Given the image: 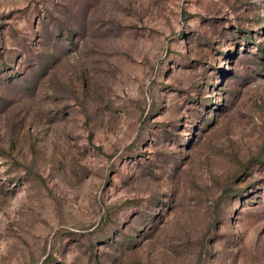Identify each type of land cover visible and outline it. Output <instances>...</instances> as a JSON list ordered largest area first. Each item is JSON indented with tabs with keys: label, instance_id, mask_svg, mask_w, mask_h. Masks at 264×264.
Masks as SVG:
<instances>
[{
	"label": "rangeland",
	"instance_id": "obj_1",
	"mask_svg": "<svg viewBox=\"0 0 264 264\" xmlns=\"http://www.w3.org/2000/svg\"><path fill=\"white\" fill-rule=\"evenodd\" d=\"M0 264H264V0H0Z\"/></svg>",
	"mask_w": 264,
	"mask_h": 264
}]
</instances>
